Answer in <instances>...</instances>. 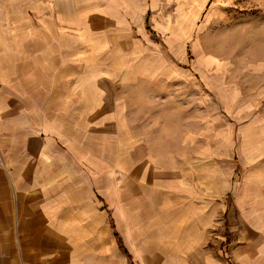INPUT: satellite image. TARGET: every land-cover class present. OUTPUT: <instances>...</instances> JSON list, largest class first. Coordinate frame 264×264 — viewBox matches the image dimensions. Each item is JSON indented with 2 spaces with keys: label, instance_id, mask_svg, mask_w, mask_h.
Listing matches in <instances>:
<instances>
[{
  "label": "rangeland",
  "instance_id": "374dc122",
  "mask_svg": "<svg viewBox=\"0 0 264 264\" xmlns=\"http://www.w3.org/2000/svg\"><path fill=\"white\" fill-rule=\"evenodd\" d=\"M52 1L43 0L42 10L32 8L23 20L18 14L23 6L15 11L10 26L14 37L9 39L8 23L0 20V108L10 117L15 133L30 127L40 136V120L46 116L54 121L49 116L53 113L46 110L55 103L50 98L62 96L56 102L62 110L57 119L64 130L72 128L74 133L68 135L106 147L110 172L98 179L110 188L114 204L120 184L135 180L130 172L135 175L140 167L150 168L155 179L151 182L146 176L142 181L144 209L152 217L158 209L164 210L162 219L168 221L167 197L160 196L155 183L164 171L161 162L173 155L196 158V144L206 138L207 164L199 167L197 160L188 159L190 165L183 159L173 163L171 183L187 187L189 174L199 169L207 176L220 169L224 175L231 172L225 163L222 168L215 165L214 137L226 123L223 117L231 121L234 100L239 101L234 111L241 116L248 100L257 98L263 87L264 0H159L157 4L141 0L128 5V16L142 22L143 35L159 48L158 56L151 54L157 51L135 48L122 37L110 55L90 46L70 50L65 35L74 30L56 26ZM108 6L111 12L121 7L113 0ZM164 41H171L174 55ZM162 53L170 60L166 62ZM138 67L141 70L135 74ZM146 68L151 75L144 73ZM30 143L33 151V139ZM123 151L125 166L120 163ZM206 199L228 200L211 194ZM216 215L208 224L204 247L213 260L221 257L220 252L230 259L220 239L226 232L225 213ZM113 229L120 239L114 225ZM153 240L151 235L143 237L140 259L129 260L130 264H204L198 249L187 260H169L170 245ZM125 255L132 258L127 251Z\"/></svg>",
  "mask_w": 264,
  "mask_h": 264
},
{
  "label": "crops",
  "instance_id": "0c3cea01",
  "mask_svg": "<svg viewBox=\"0 0 264 264\" xmlns=\"http://www.w3.org/2000/svg\"><path fill=\"white\" fill-rule=\"evenodd\" d=\"M109 1H52L56 26L76 32L65 35L70 50L90 46L110 55L122 37L135 48L156 52L159 48L143 35L142 22H133L128 16L127 6L138 5L141 0H113L121 6L113 12ZM151 1L157 4L159 0ZM44 3L43 0H0V20L8 23V39L14 37L10 27L14 12L21 11L23 6L22 13H18L23 20L32 8L42 10ZM145 10L147 16L149 10ZM164 43L174 55L171 41ZM151 54L158 56V51ZM160 56L166 62L170 60L166 53ZM261 56L264 62V52ZM143 71L146 75L152 73L150 68ZM258 91L260 95L248 100L241 116L234 111L239 103L238 99L234 100L228 115L231 121L223 117L226 123L215 132V165L231 166L230 173L224 175L220 169L207 176L199 169L197 174H189L187 187L171 183L169 173L173 163L188 159L197 160L199 167L207 164L206 138L195 143L196 158L176 159L173 155L161 162L164 171L155 183L160 196L167 197L169 203L166 222L162 219L164 210L158 209L152 217L143 206L142 181L146 176L151 182L155 179L150 168L140 167L135 175L130 172L135 180L123 179L118 188L117 206L114 204L110 188L98 179L110 172L106 147L92 146L68 135L67 132L74 133L72 128L64 130L57 119L62 110L56 102L62 96L55 94L50 98L55 103L46 110L53 113L49 116L54 121H48L46 116L40 120V136L30 127L15 133L10 117L0 108V264H130L129 260L140 259L138 249L147 235L155 239L153 243L166 240L170 245L169 260H187L198 249L202 251L204 264H264V84ZM243 116L246 119L241 120ZM30 139H33V151ZM187 139L191 142L190 135ZM123 152L120 163L125 166L126 151ZM185 161L183 164L190 165ZM208 194L228 200L211 202L206 199ZM223 213L226 232L220 239L231 258L222 257L220 252L221 257L213 260L204 247L206 231L213 218L217 219L216 214ZM111 221L133 259L120 250Z\"/></svg>",
  "mask_w": 264,
  "mask_h": 264
},
{
  "label": "trees",
  "instance_id": "16d2710c",
  "mask_svg": "<svg viewBox=\"0 0 264 264\" xmlns=\"http://www.w3.org/2000/svg\"><path fill=\"white\" fill-rule=\"evenodd\" d=\"M147 23H148V22H146V24H147ZM147 25H148V24H147ZM111 224H112V223H111ZM112 228H113V224H112ZM115 237H116L117 244H118L120 250H122L123 253L126 254V251H125L124 248H123L122 242H121V240L118 238L117 234H115Z\"/></svg>",
  "mask_w": 264,
  "mask_h": 264
}]
</instances>
